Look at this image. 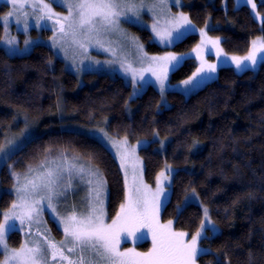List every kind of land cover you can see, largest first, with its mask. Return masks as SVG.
<instances>
[{
  "label": "trees",
  "instance_id": "trees-1",
  "mask_svg": "<svg viewBox=\"0 0 264 264\" xmlns=\"http://www.w3.org/2000/svg\"><path fill=\"white\" fill-rule=\"evenodd\" d=\"M256 2L258 12L264 16V0ZM5 8L0 6V12ZM182 9L197 25L208 20L216 23L209 32L221 37L227 53L242 55L252 38H264V19L257 22L246 5L225 10L207 0H184ZM133 30L150 52L166 49L151 42L146 29ZM197 40V34H189L171 50L186 52ZM195 68L194 59L186 58L171 73L170 81L187 78ZM82 79L79 85L78 78L46 45H36L28 54L12 57L0 47V145L16 113L40 121L37 135L2 164L0 184L11 185L12 171L23 172L29 165H36L48 150L52 155L64 150L69 156L78 154L85 159L88 153H94L93 163L107 180L106 210L111 220L125 195L121 169L105 145L73 127L107 118L106 131L115 137H127L131 143L143 138L151 142L159 133V139L138 152L144 164V179L150 184L166 162L179 170L174 194L161 218L172 219L175 228L193 233L202 218L200 206L191 203L178 220L174 209L186 190L195 188L221 230L211 242L204 241V246L221 254L225 264H249V252L254 264H264V63L254 71L239 74L231 67H221L214 80L189 96L167 91L164 97L170 105L161 109L160 92L151 85L129 99L130 84L121 76L88 72ZM59 97L62 119H58ZM62 121L70 125L61 127ZM161 138H168L163 151L158 148ZM194 140L198 141L196 148L192 147ZM13 196L9 191L2 192L0 214L11 205ZM48 223L59 238L61 231L52 220ZM7 239L15 247L21 233L10 232ZM148 245V241L140 244ZM2 255L0 252V259ZM199 264H215L214 256L203 257Z\"/></svg>",
  "mask_w": 264,
  "mask_h": 264
},
{
  "label": "snow or ice",
  "instance_id": "snow-or-ice-1",
  "mask_svg": "<svg viewBox=\"0 0 264 264\" xmlns=\"http://www.w3.org/2000/svg\"><path fill=\"white\" fill-rule=\"evenodd\" d=\"M54 3L66 8L67 14L56 12L53 9ZM247 3L256 12L257 4L254 0H247ZM7 4L10 5L9 10L0 16L5 28V37L0 43L7 46L6 55H23L36 46L35 41L25 39L24 47H18L16 37L8 34L10 21L14 19L17 26H22L25 35L33 20L37 28L46 27L43 22L51 21L52 47L58 46L65 58L71 51L73 66L77 72L85 68L99 71L104 66L115 71V66L119 65V70L125 76L130 74L133 95L136 96L150 83L145 78V73H150L163 98L169 87L167 82L170 67H176L187 58L177 56L174 52L149 56L135 38L133 43L137 54L133 61L126 54L123 57L118 55L117 49L113 47L112 36H127L120 28L121 18L136 23L145 8L153 13L152 31L160 42L170 45L181 40L191 30V20L182 11L173 14L169 0H7ZM175 6L181 7V0H175ZM256 15L259 16L260 13L256 12ZM200 35V43L192 49L200 63L192 75L182 81L185 95H190L216 78L218 65L206 60L205 53L214 50L217 59L225 55L220 47L219 37H210L204 29L200 30ZM90 47L110 52L113 59L106 60L103 64L100 61H89L88 65L81 59L77 65V55L87 53ZM119 51L123 52V47ZM225 59H230L238 74L254 71L258 64L264 63V38L252 40L246 55H234ZM134 64L139 67H134ZM25 121L27 127V117ZM99 131L101 140L115 150L124 173L125 197L111 221L107 220L105 207L107 180L100 168L93 163L96 154L88 153L85 159L78 154L69 156L64 150L52 155L48 150L39 163L35 167L29 165L23 175L11 172L14 180L12 191L16 199L0 214L3 216V221L0 222V248L3 249L4 256L0 264H199L200 259L206 256H214L215 264H225L221 254L213 253L211 247L204 246V241L211 242L221 234V230L212 219L209 208L202 202L199 227L191 234L177 231L172 219L166 223L161 222V212L167 211L179 170L166 162L156 175L153 188L144 180L143 160L137 153L138 147L147 148L150 143H154L159 133L154 134L151 142L137 141L136 145H130L127 137L116 139L103 128ZM23 135L24 140H27L28 135ZM197 146L198 141L194 140L192 147ZM23 147V140L17 142L15 137L9 139L6 136L4 144L0 145V162L11 159ZM164 147V142L161 141L160 149L163 150ZM8 167L12 169V165ZM81 187L86 193L83 207L78 210L73 204L71 211L61 214L58 210L61 199L66 201L69 193H75ZM194 200L199 202L195 188H191L190 192L186 190L184 199L174 209L177 220ZM46 209L52 212L58 224L63 227L64 239L59 244L47 234V229L43 234L40 231L39 226L44 223L43 214ZM17 222L21 231L27 226L29 235L35 225V237L25 240L19 248L10 249L7 236L17 230ZM146 235L151 237V248L147 251H138L136 247L121 249L122 241L131 238L135 244L145 239ZM248 259L249 264H254L251 252Z\"/></svg>",
  "mask_w": 264,
  "mask_h": 264
},
{
  "label": "rangeland",
  "instance_id": "rangeland-1",
  "mask_svg": "<svg viewBox=\"0 0 264 264\" xmlns=\"http://www.w3.org/2000/svg\"><path fill=\"white\" fill-rule=\"evenodd\" d=\"M207 1L209 3H215L219 7L223 8L225 10L226 9H229V8H236V7L240 6V5H246V6L249 7V10L251 11L253 17L255 18V20L257 22L261 23L262 20L264 19V16L261 13H260L259 16L256 15V12H258V10L256 9V12H254L252 10V8H251V5H249L247 3V0H207ZM48 2H51V0H48ZM146 2H150V0H146ZM254 2L257 4L256 0H254ZM169 3H170L171 11H172L173 14L182 11V12H184L189 17L188 13L185 12L182 9V6L184 4V0H181V5H182L181 7H176L175 6V0H169ZM0 6L3 7V8L6 7L5 10H3L2 12H0V16H3L4 13L9 10L10 5L7 4V0H0ZM53 9L56 12H58V13H61V14H64V15L67 14V9L64 8V7H62V6H60L59 3H54L53 4ZM189 19H190V17H189ZM43 23L46 24V27L37 28V27H35L34 20H33L32 21V26H31L29 32L27 33V35H25L23 33V31H22V26H17L15 24V20L13 19L12 21H10V23L8 25V34H10L11 36L16 37L17 42H18V47H20V48H23L24 47V40L25 39H30L32 41H35L36 42V45H46V46H48L52 50L54 57L62 60L63 65H64V68L66 70L72 72L78 78L79 85H81V83L83 82V79H82L83 75L85 73H88V72L99 73V74L118 75V76H121L122 78H124L130 84L131 91H130L129 99H134V98L137 97L136 95H133V91L134 90H133V86H132V83H131V76H130V74L128 76H125L122 73V71L119 70V65H116L115 66L116 67V70L115 71H112V70L108 69L107 66H104L103 70H99V71H89L87 68H85L84 70H82L80 72H77L76 71V67L73 66L72 52L69 51L68 57L65 58L64 53L62 51H60V49H59L58 46L55 47V48L52 47V40H51V38L53 36V31L51 30V28H52V22L51 21H46V22H43ZM153 23H154L153 13L149 12L146 8L141 13L140 20L138 22H136V23L127 22L123 18H121L120 28L122 29V31H124L127 34V36H126V38H122V37H119V36L114 35L111 38L113 40V47L117 49L118 55H120L121 57H123L126 54L127 57H128V59L130 61H133L135 59L136 54H137L136 48H135L134 43H133V38H135V41L136 42H138L139 44H142L143 45L144 52H146L149 56H156V55L162 56L166 52H174L177 56H185L187 58H193L194 61H195V63H196V68H197L199 66L200 61L198 59H196L195 53L192 52V49L195 48L196 45L199 44L200 41H201L200 30L201 29H204L210 37H212V38L219 37L220 40H221V37L219 35H213V34H211L209 32V28L216 27L217 26L216 23L212 22L211 20H208L203 25H197L196 23H194L191 20V25H192L191 30L188 31L184 35L183 38H185L189 34H197L198 35L197 43L193 47H191L189 50H187L186 52H175V51L171 50V47L175 43L179 42L180 40H178V41H176V42H174L173 44H170V45H166L165 43L160 42V40L158 38H156L155 33L152 31V25H153ZM161 25H163V19L162 18H161ZM206 25H207V27H206ZM0 26H1V28H0V40H3L4 37H5V28H4V23H3L2 20H0ZM133 27L140 28V29H146L149 32V34H150L149 40L151 42L159 45L160 47H163V48H166V49L164 51H162V52H159V53H155V52L152 53V52H150L147 49V45L145 44V42L133 30ZM257 37H261V36H255L254 38L251 39V41L254 40V39H256ZM251 41H250L249 48L251 47ZM0 47H2L7 52V46L4 43H0ZM121 47H123V49H124L123 52H120L119 51ZM220 47L222 48L221 44H220ZM249 48H248V50H249ZM31 50H32V48H31ZM248 50L244 54L238 55V54H230V53H227L223 49L225 55L222 56V57H220L219 59H217V57L215 55V52L213 50L212 52H206L205 53V59L208 60L210 63H215V64L218 65L217 72L215 74V76H217L218 70L221 67H231V68H233L236 71L235 65H233L231 63L230 59H227L226 60L225 57L230 58L231 56H234V55L235 56H244V55L247 54ZM29 52H27V53H25L23 55H26ZM19 56H22V55H19ZM81 59H84L85 65H88L89 64V61H100L103 64L104 61L113 59V56H112V54L110 52L104 51V50L99 49L97 47H90L88 49L87 53L81 54V55H77V57H76V63H77V65H79V61ZM179 65H177L174 68H171L170 67L169 74H168V82H167V84L169 85V87L167 88V90L165 91V93L167 91L173 90V91H179L184 96H189V95H185L184 92H183L184 85H183L182 81L187 80L192 74L190 76H188L187 78L181 80V81H177V82H171L170 81L171 73ZM259 65L260 64L257 65L256 69L258 68ZM134 67H139V65L138 64H134ZM145 78H146V80L150 81V83H148V84L145 85V88L147 86L151 85V86H153L155 89H157L159 91V86H158V84L155 83V78L152 77L150 73H145ZM61 105H62L61 97H59L57 106L60 109V111H59V114L60 115H58L59 116L58 119H62L64 117V115L62 114L63 108H62ZM169 105H170V103L165 99V97L164 96H163V98L161 97V102H160L159 109H161V108H167V107H169ZM131 110H132L131 105L127 104V111L128 112H131ZM25 117H27V127H26ZM106 122H107V118H104V119L99 120V122H97V123L94 122V121H92V122H89V123H85L83 125H76L73 128H76L78 131H83V132L89 134L91 137H95L97 139L96 134H95V132H96L100 136L99 139H97V140H99L103 145H105L106 148L112 153V155L114 156V158L116 159V161H117V163H118V165L120 167V161H119L118 157L115 154V150L112 149L109 145H107L106 143H104L101 140V133H100L99 130L101 128H103L106 131ZM39 125H40V121L39 120H35V119L31 118L30 116L22 113V112L16 113L13 116V118H12V120H11L8 128L6 129V131L4 133V138H3V141H2V144L1 145L4 144L5 137L6 136L9 139L15 137L16 140H17V142L23 140L24 141V144H25L28 140H30L35 135H37V132H38V129H39ZM69 125L70 124H67V122H65V121H62L60 123V126L61 127H68ZM23 134H27L28 135V139L27 140H24V135ZM109 135H111V134H109ZM111 136H113V135H111ZM113 137L116 138V139H123V137H115V136H113ZM155 138L159 139L158 136L155 137ZM144 140L149 141L148 139H145V138L140 139L139 141H144ZM161 141H163L164 142V145L166 146V143L168 141V138H161L160 139V142ZM129 144L130 145H136L137 142H135V143L129 142ZM139 148L140 147L137 148L138 155H139V152H138ZM158 148H159V150H161L160 149V144H159ZM164 149H165V147H164ZM163 150H161V151H163ZM3 163L4 162H0V168H1V166H2ZM36 165H34L33 167H35ZM172 167L175 169L174 166H172ZM26 171L27 170H25L23 172H16V173H19V174L23 175ZM121 172L123 174V179H124V173H123L122 170H121ZM102 173H103V171H102ZM12 181H13L12 184L11 185H8V186H2L0 184V196H1L2 192L9 191V192H11L14 195L13 196V199L15 200L16 199V196H15V193L12 191L13 184H14V180H12ZM145 182L147 184L151 185L153 188L155 187V181H154L153 184L148 183L146 180H145ZM82 190H84V189L81 187L75 193H69L68 194V198H67L66 201H64L63 199H61V201H60V203L58 205V210H59V212L61 214H66L67 212L71 211V206L73 204H75L77 206L78 210L81 207H83V197H85V196L84 195L79 196V193H77L78 191L80 192ZM124 197H125V195H124ZM200 202L201 201L199 199V202H197V201L194 200L191 203H194V204L199 205L200 208H201V211H202V207H201ZM106 204H107V193H106V199H105V207H106ZM9 207H7L6 209H8ZM6 209H4L2 211V213ZM160 219H161V222L162 223H166L169 220V219L163 220L161 217H160ZM49 220H52L55 223L56 228H58V230H60L62 232L63 227L58 224L57 220L53 217L52 212L50 210H47V209L45 210V212L43 214V221H44V223L39 226L40 227V231L43 234L44 233V230L47 229L48 230V233L47 234L57 244H59V242H58L59 240L58 239H60L61 237L60 238H57V240H56L55 234L53 233V231L51 230V227L49 226V223H48ZM107 220H108V222L111 221L108 218H107ZM2 221H3V216H2L1 222ZM173 227L175 228L174 222H173ZM175 229L177 231H183V230H180V229H177V228H175ZM17 231H19L21 233L20 243L17 246L13 247V246H11L9 244L8 239H7V244H8V247L10 249L11 248H19L20 244L23 243L25 240H30L33 237H35L36 226L35 225L33 226V228L31 229V235H29V234H27L28 233L27 226L25 227V229L23 231H21V230H19V225H18V222H17ZM7 238H8V236H7ZM40 238H42V236ZM146 241L149 242V245L147 247H141L140 244H143ZM129 247H136L138 251L145 252V251H147L148 249L151 248V237L146 235L145 239H143V240H141V241H139V242H137L135 244L133 243V241L131 240V238L127 239L126 241H122L121 242V249L129 248ZM0 252H2V254H3V249L2 248H0ZM3 259H4V256L2 255L0 261H2Z\"/></svg>",
  "mask_w": 264,
  "mask_h": 264
},
{
  "label": "crops",
  "instance_id": "crops-1",
  "mask_svg": "<svg viewBox=\"0 0 264 264\" xmlns=\"http://www.w3.org/2000/svg\"><path fill=\"white\" fill-rule=\"evenodd\" d=\"M95 134H96V137H97V139H99V135L95 132ZM77 193H79V196H82V195H84L85 196V190H82V191H78ZM84 198V197H83ZM61 237V238H60ZM59 238L60 239H58L59 241L58 242H60L61 240H63V238H64V234H63V230H62V232H61V236H60ZM56 240H57V238H56Z\"/></svg>",
  "mask_w": 264,
  "mask_h": 264
},
{
  "label": "bare ground",
  "instance_id": "bare-ground-1",
  "mask_svg": "<svg viewBox=\"0 0 264 264\" xmlns=\"http://www.w3.org/2000/svg\"><path fill=\"white\" fill-rule=\"evenodd\" d=\"M89 135V134H88Z\"/></svg>",
  "mask_w": 264,
  "mask_h": 264
}]
</instances>
